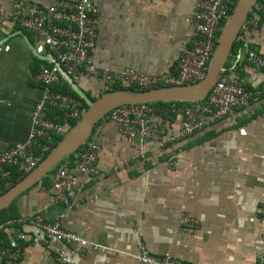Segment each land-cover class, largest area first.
<instances>
[{
	"label": "crops",
	"instance_id": "0c3cea01",
	"mask_svg": "<svg viewBox=\"0 0 264 264\" xmlns=\"http://www.w3.org/2000/svg\"><path fill=\"white\" fill-rule=\"evenodd\" d=\"M33 1L47 6L54 0ZM92 1L100 9L91 52L96 64L151 75L176 72L180 49L196 36L189 18L197 0ZM0 3L9 8L12 0ZM247 18L249 28L236 40L224 71L259 91L245 106L173 143L166 139L179 131L183 117L163 112L160 105L155 112L165 132L152 129L143 142L103 118L98 136L103 175L82 191L70 192L69 204L57 203L55 167L14 198L13 214L59 220L101 245L72 255L73 264H142L133 255L140 242L154 254L171 253L193 264H259L264 248V68L248 62L246 48L264 56V11L251 10ZM40 46L19 23H0V154L24 142L31 129V113L42 94L36 76L56 60L54 50ZM61 74L59 91L77 89L91 99L107 90L103 79L91 74L76 75L64 66ZM241 127L246 136L240 135ZM64 161L74 165L73 156ZM14 178L15 167L0 174L1 181ZM183 215L199 220L193 231L181 225ZM31 234L37 237L39 231ZM57 250L69 251L70 245L52 238L24 242L18 264H56L49 257Z\"/></svg>",
	"mask_w": 264,
	"mask_h": 264
},
{
	"label": "built area",
	"instance_id": "2783aa9c",
	"mask_svg": "<svg viewBox=\"0 0 264 264\" xmlns=\"http://www.w3.org/2000/svg\"><path fill=\"white\" fill-rule=\"evenodd\" d=\"M237 1L197 0L189 18L195 26L196 36L180 49L176 72L162 75L95 63L91 52L98 40L100 9L92 0H54L47 6L33 0H12L9 8L0 3V23H19L33 33L42 49L49 47L56 53L55 62L44 66L36 76L42 94L31 113L28 137L0 154V174L5 173L7 167H15L18 178L30 173L50 150V142L57 136H64L72 128V123L78 122L85 114L87 108L80 98L55 88L61 83V67L76 75L88 73L101 78L110 91L120 84L146 90L196 83L206 76L220 33ZM252 11L255 14L264 11V0H256ZM247 19L236 40L244 38V32L249 28ZM246 59L256 68H264V56L258 50L247 46ZM257 94L259 91L247 88L242 78L223 73L201 103L184 108L175 103L160 107L163 112H178L183 117L179 131L169 135L166 142L179 141L202 130L211 121L232 116ZM155 111V105L149 102L123 104L112 108L105 118L120 124L122 132L130 139L139 138L143 142L152 129L165 132V124ZM100 132V124H96L87 141L73 152L74 165L61 161L55 166L52 175L55 202L69 204L70 192L82 191L103 175L99 166ZM239 133L246 136L248 131L241 127ZM11 186V180H0V194ZM260 212L264 222V204ZM180 223L190 232L198 226L199 220L183 215ZM34 229L39 231L37 237L31 234ZM3 232L8 234V241L1 240ZM45 238L70 245L69 251L57 250L50 255L56 264H73L72 255L101 247L64 228L59 220L49 222L23 215L0 221V264H18L24 242H43ZM133 255L142 264H193L171 253L154 254L143 242L138 244ZM259 264H264V248Z\"/></svg>",
	"mask_w": 264,
	"mask_h": 264
},
{
	"label": "water",
	"instance_id": "95a60500",
	"mask_svg": "<svg viewBox=\"0 0 264 264\" xmlns=\"http://www.w3.org/2000/svg\"><path fill=\"white\" fill-rule=\"evenodd\" d=\"M255 2L256 0L237 1L232 14L220 33L208 72L202 80L196 83L182 86L157 87L146 90H111L98 96L95 100L86 97L76 89L77 93L88 104L85 114L34 170L12 186L7 192L0 195V210L7 208L18 194L26 191L38 182L46 173L60 163L63 158L75 152L83 145L90 137L97 122L112 108L123 104L141 102H196L203 100L209 94L222 72L225 71L226 62L233 49L237 35L247 19L249 12L253 9Z\"/></svg>",
	"mask_w": 264,
	"mask_h": 264
},
{
	"label": "trees",
	"instance_id": "16d2710c",
	"mask_svg": "<svg viewBox=\"0 0 264 264\" xmlns=\"http://www.w3.org/2000/svg\"><path fill=\"white\" fill-rule=\"evenodd\" d=\"M235 44H236V41L234 42V45H233V48H235ZM224 72H222V74H223ZM221 74V75H222ZM119 89H124V90H138L136 87H134V86H128V85H125V84H120V85H116L115 87H113L112 88V90H119ZM108 91H110V90H106L105 92H108ZM64 93H68V94H71V95H73V96H75V97H77V98H80L81 100H82V102H83V104H84V106L86 107V108H88V104L86 103V101L83 99V98H81L80 96H79V94L77 93V92H75V91H73L72 89H70V90H68V91H63ZM104 92V93H105ZM91 99L92 100H95L96 99V97H91ZM203 100H200V101H196V102H185V101H158V102H152V104H154V105H160V106H163V105H165V104H168V103H175L178 107H181V108H184V107H190V106H194V105H196V104H198V103H201ZM103 118H105V116L103 117ZM102 118V119H103ZM101 119V120H102ZM101 120H99L98 122H97V124H99L100 122H101ZM77 124V122H73L72 123V127L73 126H75ZM64 136H57L54 140H52L51 142H50V150L48 151V153L45 155V157L50 153V151L62 140V138H63ZM71 156H73V153H71V154H69V155H67L65 158H67V157H71ZM44 157V158H45ZM65 158H63L62 159V161H64V159ZM55 168V167H54ZM14 173H15V171H14ZM27 175V174H26ZM26 175H24V176H22V177H20V178H14L13 179V182H12V186H14L16 183H18L20 180H22ZM11 186V187H12ZM9 189H6V190H4L0 195H2V194H4L5 192H7ZM13 205H14V202L9 206V207H7V208H4V209H2V210H0V221H6V220H8V219H11V218H14V217H17V215H15V214H13V212H12V210L10 209V208H12L13 207ZM1 237H2V240H4V241H8L9 239H8V234L7 233H5V232H3L2 234H1Z\"/></svg>",
	"mask_w": 264,
	"mask_h": 264
}]
</instances>
